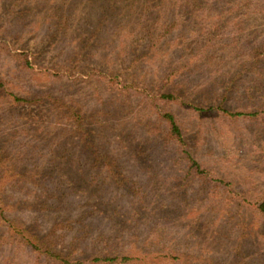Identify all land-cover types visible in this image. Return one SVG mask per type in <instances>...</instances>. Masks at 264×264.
Instances as JSON below:
<instances>
[{"label":"rangeland","instance_id":"rangeland-1","mask_svg":"<svg viewBox=\"0 0 264 264\" xmlns=\"http://www.w3.org/2000/svg\"><path fill=\"white\" fill-rule=\"evenodd\" d=\"M179 1L0 0V264H67L24 229L69 264H264V11ZM149 26L168 30L156 45ZM98 70L176 98L150 104ZM222 99L258 114L199 109ZM159 112L203 174H187Z\"/></svg>","mask_w":264,"mask_h":264},{"label":"trees","instance_id":"trees-1","mask_svg":"<svg viewBox=\"0 0 264 264\" xmlns=\"http://www.w3.org/2000/svg\"><path fill=\"white\" fill-rule=\"evenodd\" d=\"M181 3V1H179ZM176 2L173 3V5L176 8ZM202 4L199 0H182L181 3V7H185V8H195V9H202L205 10L204 8L201 7ZM221 6V7H220ZM173 7V8H174ZM219 7L222 9H219ZM172 8V7H171ZM177 9V8H176ZM209 13H223V11H226L227 13H235L238 14L241 11H244L246 13H251V12H255V11H264V0H212L210 3V6L208 8H206ZM219 9V10H218ZM155 24H158V20H156L154 22ZM154 24V25H155ZM149 30H148V34L151 35L150 39L152 41L153 45H156V43L159 42V39L161 38V35H165L167 31L165 30H160L159 33L157 31H155V33L152 31L151 26H149ZM162 31H164L162 33ZM161 32V33H160ZM101 71H97L95 72L96 74L100 73ZM102 73V72H101ZM101 75L103 78L107 79V74L102 73L99 74ZM118 76H112V77H108L107 82L109 85L115 86L120 88L121 90H123L124 92H129L131 90H133V93H139V91L144 92L143 95L147 98L148 95L150 93H152V97L149 98L148 100H152L150 102V104H152V102H156L157 100H164V101H169L172 99L176 98V94L174 93V91L171 90H160V91H156L154 92L152 89H145L143 88V90L141 89V86L138 82H130L127 83L125 80H118ZM121 81V82H119ZM119 83V85H117ZM3 88H5V84L4 82L0 79V91L3 90ZM147 93V94H146ZM141 94V93H140ZM10 95V94H9ZM224 99L227 97L226 94L223 96ZM14 99H16L17 101H21L24 100L22 98L16 97L14 96ZM224 99H222L216 106L214 105H210L207 108H199V109H210V110H219L224 114H228L231 117H238V116H254L256 114H258V111H242V110H238V111H230L229 109L225 108L222 106V103L224 102ZM56 102L58 104H61L65 107H69L68 110V115L71 117H77V112H75L73 110L72 107L67 106V103H64L62 100H58L56 99ZM60 105V106H61ZM158 115L160 116V119L162 121H164V130H165V140L167 142H172L175 144H178L180 146H182V152L184 153V158L186 160V162L189 163L188 169H187V174L190 173L192 171V169H194V174H203L205 172V170H203L201 168V165L199 164V162L192 156V154L184 148V138H183V134L181 131V128L175 118V116L170 113V112H159ZM79 118V117H78ZM81 127V124H80ZM154 130H158L157 127H155ZM90 144L88 143V141H86V143H88L85 148L88 150H91L92 153V157L91 159H89V162H94L97 163L99 161H102L104 163H107L109 165L110 171L114 172V163H109L106 162L105 157L103 159V157L101 155L98 154V150H95V147L93 145V143L91 141H89ZM257 210L259 213L262 214V216H264V201H262L261 203H259L257 205ZM23 235L24 238H26L27 243L35 250H37L40 254L45 255V257H50V258H54L55 257L57 259H61L63 261V263H71L72 261V254H62L61 252L55 251V249L51 246L50 243H48V240H44L41 239L40 237H38L36 234L31 233V231H27V230H23ZM75 249V248H74ZM73 249V250H74ZM131 259V255H107L105 257H94L92 258L93 263L96 264H128V261ZM75 263L78 264H82L81 260H76Z\"/></svg>","mask_w":264,"mask_h":264}]
</instances>
